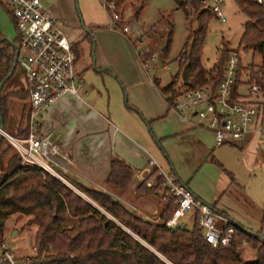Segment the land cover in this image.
Wrapping results in <instances>:
<instances>
[{
    "label": "trees",
    "instance_id": "obj_1",
    "mask_svg": "<svg viewBox=\"0 0 264 264\" xmlns=\"http://www.w3.org/2000/svg\"><path fill=\"white\" fill-rule=\"evenodd\" d=\"M113 1L117 14L119 6L128 5L134 17L139 16L146 3V0ZM174 2L176 7L184 9L188 18L195 14L197 27L190 28L183 48L174 57L178 71L169 82L160 86V90L167 94L166 99L171 101L182 90L192 87L216 85L224 74L225 64L231 53L238 57L232 97L237 99L240 96L238 85L243 82L257 84L264 96V0H235L239 9L247 16L238 46L246 51L251 50L253 55L259 53L260 60L243 65L239 49H233L225 41L218 48L216 60L209 68L202 61L208 21L204 17L208 14L215 16L213 11L204 8L202 0ZM2 4L0 0V5ZM107 11L109 12L108 8ZM12 16L16 26L15 17L13 14ZM117 24L116 20L112 26L119 29L121 26ZM5 35L0 30V37ZM167 36L168 48L170 31L165 38ZM12 40L18 43L19 34ZM15 50L7 39L0 40V82L7 81L17 66L16 64L12 74L5 78L11 71ZM180 78L182 85L178 84ZM9 94L25 95V91L16 90L3 94L2 88L0 89V125L3 128ZM24 119V125L20 126L16 134L27 133V118ZM6 141L0 133V151H7L4 146ZM8 145L11 146L9 143ZM133 172L123 159L112 157L105 184L112 191L120 192L128 186ZM152 174L154 173L138 183L136 193L153 197L162 203L154 221L144 218L135 210H129L107 192L77 183L92 201L116 218V221L56 177L38 168L20 166L17 153H13L0 176V238H3L5 224L10 216L17 215L16 219H20L21 215H25L28 216V224L36 225L33 233L36 250L34 254L27 255L26 264H264V242L257 243L258 240L245 227L236 226L237 230L229 243L213 246L205 239L203 228L197 223L195 209L192 227L183 224L166 226L165 221L178 201L176 197L164 196L162 193L161 175L157 176L155 185L147 184V178ZM182 185L187 188L183 183ZM242 237L248 241L253 240L258 245L255 258L242 259L238 250Z\"/></svg>",
    "mask_w": 264,
    "mask_h": 264
},
{
    "label": "crops",
    "instance_id": "obj_2",
    "mask_svg": "<svg viewBox=\"0 0 264 264\" xmlns=\"http://www.w3.org/2000/svg\"><path fill=\"white\" fill-rule=\"evenodd\" d=\"M1 1L3 7L0 5V8L13 22L11 5L6 0ZM41 2L56 18L57 25L66 34L76 53L74 69L77 91H64L47 103L39 127L42 133L49 134L70 153L73 160L71 181L107 192L117 201L127 199L136 207L135 211L143 216L148 213L158 215L160 206L155 198L136 193L138 183L151 171L148 161L153 158L163 171L173 174L198 199L214 209L218 216L217 223L222 221L220 216H227L250 231L261 232L240 224L230 206L219 202L223 190L229 185L232 191L238 188L239 184L231 175L224 188L217 184L212 203L205 201L204 192L198 193L196 188L193 191L188 183L183 182L178 151L186 155L189 163L200 165L213 154V142L215 146L221 144H216L211 130L197 124L196 117H188L169 107L167 94L160 90L163 85L149 72L148 56L141 58L136 55L135 44L125 32L112 26L105 5H102V12L97 0ZM82 22L91 35L83 28ZM93 44L92 51H95L88 56L86 51ZM158 46L161 48V43ZM11 76L3 82L2 93L25 91V95L7 96L4 124L9 122L12 133L16 134L24 125L29 100L26 79L14 77L9 81ZM263 118L261 106L256 124L263 125L262 132L252 126L242 138L224 143L239 147L245 163L258 155L264 158ZM177 146L181 150L176 151ZM112 157L123 159L134 171L128 186L120 192L112 191L105 184ZM30 231V240H33L34 230Z\"/></svg>",
    "mask_w": 264,
    "mask_h": 264
},
{
    "label": "built area",
    "instance_id": "obj_3",
    "mask_svg": "<svg viewBox=\"0 0 264 264\" xmlns=\"http://www.w3.org/2000/svg\"><path fill=\"white\" fill-rule=\"evenodd\" d=\"M15 17L19 34L17 64L22 68L27 82L29 108L27 111L28 131L25 134H11L0 130L19 157V165L25 168H38L48 173L67 186L75 188L68 174L72 169V157L53 137L40 131V122L44 106L64 91L76 93L75 61L76 53L66 34L57 25L56 18L47 10L41 0H6ZM262 2L263 0H257ZM203 7H208L220 20L225 21L222 0H202ZM111 12V24L119 19L115 12L113 0H103ZM106 8V9H107ZM120 30V28H119ZM125 25L121 31L126 32ZM155 56L148 55L152 60ZM238 57L231 53L228 57L224 74L216 85L205 84L181 91L171 101L169 107L182 112L188 117H196L197 124L207 127L213 133L217 145L240 139L252 126L262 132L263 125L256 124L261 107L263 90L257 84H246L244 94L237 99L232 97V85L237 73ZM152 174L147 184L157 183V176L162 177L164 196L176 197L178 203L165 225L176 227L182 225L180 220L190 209L197 211V223L203 228L205 239L216 246L229 243L237 230L235 223L227 216H218L214 209L185 188L173 174L162 170L156 161H148ZM119 202L136 210V207L124 199ZM144 218H149L144 216ZM240 245H247L248 240L242 237ZM35 253L34 244L30 247ZM72 256V254H69ZM27 255L16 257L15 253L0 238V263L26 264Z\"/></svg>",
    "mask_w": 264,
    "mask_h": 264
},
{
    "label": "rangeland",
    "instance_id": "obj_4",
    "mask_svg": "<svg viewBox=\"0 0 264 264\" xmlns=\"http://www.w3.org/2000/svg\"><path fill=\"white\" fill-rule=\"evenodd\" d=\"M213 0H209L212 2ZM222 9L225 17V21H220L216 16L205 15L207 21L206 37L202 48V61L205 67L209 68L213 65L217 57L218 48L223 42H227L233 49H239L241 61L243 65H246L251 61H259V53L252 54L251 50H244L238 46L240 36L243 31V23L247 19L246 14L241 11L236 4L235 0H222ZM99 5H103V0H97ZM79 8V5H77ZM102 12L104 11V7ZM208 8V7H206ZM119 20L118 26H127L128 31L125 32L126 36L135 44L133 48L136 49V55L144 58L150 54L155 57L152 60H146L150 65L149 72L155 75L160 85H165L171 77L178 71L177 61L174 57L183 48L186 37L190 31V28L197 27V20L195 14L186 16L185 11L181 7H176L174 0H146V3L141 10L138 17L132 16L131 8L128 5L119 6L117 8ZM0 8V30L3 31L6 36L11 39L15 38L18 30L15 24L3 13ZM80 12V8H79ZM81 13V12H80ZM121 15H120V14ZM112 18L111 12L107 13ZM169 21L171 23H169ZM172 24V25H170ZM120 27V28H121ZM170 31V42L167 50L164 52L158 46L160 43L163 45L167 32ZM92 46L89 47L86 54L88 56L93 54ZM139 52V54H137ZM14 77L25 78L22 68L17 64L11 80ZM10 78V77H9ZM245 76H243V79ZM179 79L178 84L182 85V81ZM247 89L246 83L238 85L240 93L244 94ZM263 117H264V96L261 98ZM26 108L28 107L25 102ZM264 119V118H263ZM4 130L11 133L12 129L9 126V122L4 124ZM6 139V138H5ZM212 150L213 154H210L200 165L189 163L184 153L179 154L178 150H181L177 146L178 151V164L180 162L181 178L183 182L188 183L191 190L198 189V193L204 192L206 194L205 201L212 203V194L218 183L224 188V183L229 180L231 175L235 181L239 184L238 188L231 190V186L223 190L221 199L219 202L228 204L235 213V218L240 224L251 228L252 230H260L262 232H256L255 238L257 243L264 242V158L258 155L253 160L249 159V163H245L243 160L242 151L236 145L221 144L215 146ZM4 146L7 151H0V176L3 174L8 158L15 153L13 148L8 145L7 141ZM264 150V145H262ZM6 152L8 155H6ZM179 166V165H178ZM70 177L71 174H68ZM74 183V182H73ZM75 188L70 187L76 193L80 194L84 199L92 202L96 207L105 214L116 220L108 212L99 207L91 198L81 190V187L77 184H72ZM233 192V193H231ZM208 196V197H207ZM123 198V197H122ZM127 200V199H126ZM156 203L161 206L160 200L155 199ZM160 210V209H159ZM194 210L190 209L186 214L181 217L182 223L186 227H192L194 221ZM150 219L153 221L157 215L148 213ZM17 215L10 216L5 224L3 240L7 246L15 253L16 257L23 258L24 256L31 254V245L33 240H30V230H36V225L28 224V216L21 215L20 219H16ZM117 221V220H116ZM123 226V225H122ZM124 227V226H123ZM13 230L16 232L12 233ZM248 240V239H247ZM255 241H248V244L238 246V250L242 256V259H253L256 256L257 244Z\"/></svg>",
    "mask_w": 264,
    "mask_h": 264
},
{
    "label": "water",
    "instance_id": "obj_5",
    "mask_svg": "<svg viewBox=\"0 0 264 264\" xmlns=\"http://www.w3.org/2000/svg\"><path fill=\"white\" fill-rule=\"evenodd\" d=\"M81 21H82V20H81ZM82 26H83V28L87 31V33H89V34L91 35L90 30L87 29V27L84 25L83 22H82ZM3 39H7V40H8V41H9V42L15 47V49H16V50H15V59H14V62H13V65H12L11 71H10L9 74L5 77V78H7V77H9V76L12 74V71L14 70V67H15L16 64H17V55H18L19 44L16 43V42H14L9 36H6V35L0 37V40H3ZM167 45H168V36L165 38V41H164V43H163V45H162V47H161V50H162V51H165L166 48H167ZM92 47H94V44L92 45ZM3 82H4V80L0 82V89H1V87H2ZM3 129H4L3 126L0 125V130H3ZM234 223H235V222H234ZM235 225H236V226H239V227H242L241 225H238L237 223H235ZM248 232H249L250 234L254 235V236H257V233H255V232H253V231L248 230Z\"/></svg>",
    "mask_w": 264,
    "mask_h": 264
}]
</instances>
